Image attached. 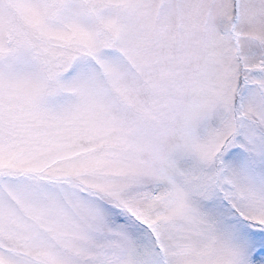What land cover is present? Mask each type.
Returning a JSON list of instances; mask_svg holds the SVG:
<instances>
[{
    "label": "snow or ice",
    "instance_id": "snow-or-ice-1",
    "mask_svg": "<svg viewBox=\"0 0 264 264\" xmlns=\"http://www.w3.org/2000/svg\"><path fill=\"white\" fill-rule=\"evenodd\" d=\"M0 264H264V0H0Z\"/></svg>",
    "mask_w": 264,
    "mask_h": 264
}]
</instances>
